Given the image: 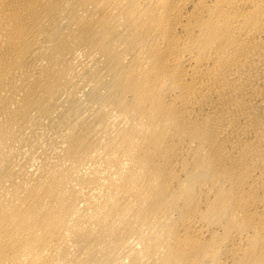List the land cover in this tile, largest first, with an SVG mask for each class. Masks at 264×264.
Segmentation results:
<instances>
[{
    "label": "bare ground",
    "instance_id": "bare-ground-1",
    "mask_svg": "<svg viewBox=\"0 0 264 264\" xmlns=\"http://www.w3.org/2000/svg\"><path fill=\"white\" fill-rule=\"evenodd\" d=\"M0 264H264V0H0Z\"/></svg>",
    "mask_w": 264,
    "mask_h": 264
}]
</instances>
